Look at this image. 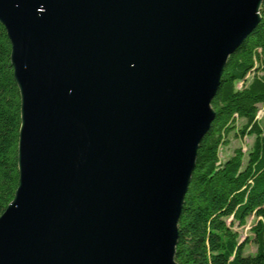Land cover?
<instances>
[{"label": "water", "instance_id": "95a60500", "mask_svg": "<svg viewBox=\"0 0 264 264\" xmlns=\"http://www.w3.org/2000/svg\"><path fill=\"white\" fill-rule=\"evenodd\" d=\"M263 0H0L20 94L0 264H176L228 57Z\"/></svg>", "mask_w": 264, "mask_h": 264}, {"label": "trees", "instance_id": "16d2710c", "mask_svg": "<svg viewBox=\"0 0 264 264\" xmlns=\"http://www.w3.org/2000/svg\"><path fill=\"white\" fill-rule=\"evenodd\" d=\"M259 13L257 27L228 57L211 101L215 115L198 146L177 223L176 264H264V128L255 119L264 105V0ZM10 56L11 44L0 24V215L19 182L20 94ZM233 131L239 138L253 137L245 165L241 148L219 160V148ZM251 216L252 240H241L234 223L243 227ZM250 242L255 253L243 256Z\"/></svg>", "mask_w": 264, "mask_h": 264}, {"label": "rangeland", "instance_id": "374dc122", "mask_svg": "<svg viewBox=\"0 0 264 264\" xmlns=\"http://www.w3.org/2000/svg\"><path fill=\"white\" fill-rule=\"evenodd\" d=\"M241 86L242 83L240 82L236 84L237 88H240ZM255 119L258 120L260 126L264 128V105L259 106V111ZM242 125H243V121L241 120L237 121L235 124L236 129L239 130L242 127ZM226 140L228 141V144L226 146H220L219 148V154H218L219 160H222V158H224L226 155L232 153L234 149L241 148L242 152L244 153L243 161H245L244 162L245 165L247 159V152L252 145L253 137L245 136L243 138H239L236 136L235 131H233L229 133ZM254 220L255 219L253 216L249 217L247 219V224L243 227H237L236 223H234V229L237 230L241 235V240H243L246 236L252 240V234L250 233L249 229H250V225L254 222ZM255 250H256L255 245L252 242H250L246 245L242 254L243 256L253 255L255 253Z\"/></svg>", "mask_w": 264, "mask_h": 264}, {"label": "crops", "instance_id": "0c3cea01", "mask_svg": "<svg viewBox=\"0 0 264 264\" xmlns=\"http://www.w3.org/2000/svg\"><path fill=\"white\" fill-rule=\"evenodd\" d=\"M231 155V153L230 154H228V155H226L224 158H222V160H220V161H224L228 156H230Z\"/></svg>", "mask_w": 264, "mask_h": 264}, {"label": "bare ground", "instance_id": "6f19581e", "mask_svg": "<svg viewBox=\"0 0 264 264\" xmlns=\"http://www.w3.org/2000/svg\"><path fill=\"white\" fill-rule=\"evenodd\" d=\"M258 114V113H257ZM257 116V115H256Z\"/></svg>", "mask_w": 264, "mask_h": 264}]
</instances>
